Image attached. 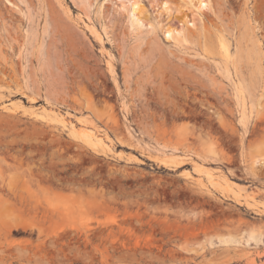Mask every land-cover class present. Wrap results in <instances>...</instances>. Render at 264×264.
Returning a JSON list of instances; mask_svg holds the SVG:
<instances>
[{
	"label": "rangeland",
	"instance_id": "1",
	"mask_svg": "<svg viewBox=\"0 0 264 264\" xmlns=\"http://www.w3.org/2000/svg\"><path fill=\"white\" fill-rule=\"evenodd\" d=\"M198 1L0 0V264H264V0Z\"/></svg>",
	"mask_w": 264,
	"mask_h": 264
},
{
	"label": "bare ground",
	"instance_id": "2",
	"mask_svg": "<svg viewBox=\"0 0 264 264\" xmlns=\"http://www.w3.org/2000/svg\"><path fill=\"white\" fill-rule=\"evenodd\" d=\"M165 2V1H164ZM167 2V1H166ZM165 2V3H166ZM210 2V0H199L198 4L196 6L198 11H201L203 6L207 5ZM138 6V5H137ZM134 12L139 14V18L142 15V10L139 9V7H135L133 9ZM168 33H170L171 31H176L175 29L173 30H168ZM178 37V36H177ZM220 43V48L221 50L224 51L225 56L228 55V51H227V47L225 42L222 40V38L219 40ZM73 135L77 136L78 138L84 140L86 143H88L89 145L93 146V147H99L100 143L98 139H95L94 137H92L91 135H89L87 132L85 131H78L76 132L75 130L72 131ZM101 148V146H100ZM163 163H165L167 161V158H159ZM262 160V158H259L257 161ZM218 183V182H217ZM227 183V182H226ZM229 184V183H228ZM227 184L226 189L233 194V196L239 200L241 203L245 204L246 206H248L249 208L255 209L257 212H264V201L263 200H259L258 198L256 199L253 196H248V195H243L241 193V189H236L233 188L232 186H229ZM225 189V188H224Z\"/></svg>",
	"mask_w": 264,
	"mask_h": 264
}]
</instances>
